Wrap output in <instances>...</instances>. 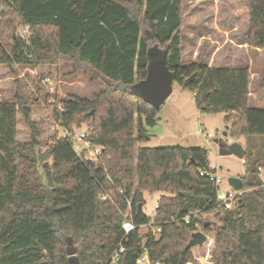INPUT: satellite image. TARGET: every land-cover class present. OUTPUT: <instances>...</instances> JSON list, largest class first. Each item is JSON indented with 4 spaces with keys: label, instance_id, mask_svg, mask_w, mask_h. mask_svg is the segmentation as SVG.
<instances>
[{
    "label": "trees",
    "instance_id": "16d2710c",
    "mask_svg": "<svg viewBox=\"0 0 264 264\" xmlns=\"http://www.w3.org/2000/svg\"><path fill=\"white\" fill-rule=\"evenodd\" d=\"M141 16L174 82L192 93L200 114L223 113L225 133L245 140L239 178L245 192L230 210L217 202L213 183L199 176L215 174L207 150L136 148L148 140L159 110L130 90L145 79L149 64ZM180 21V0H3L0 67L11 75L17 67L53 74L68 65L104 89L92 99L70 95L52 105L53 121L66 131L86 125L85 138L100 148L98 166L82 165L83 151L55 134L47 150L36 153L40 134L28 101L17 89L12 101L0 102V264H107L123 239L125 200L141 225L148 221L144 194L153 193H160L159 238L132 232L115 264H138L144 250L148 264H199L203 248L212 254L205 264H264V189L257 188L264 108L249 104L248 68L180 64ZM246 43L264 50V0H248ZM19 119L27 141L19 140ZM102 193L109 199L99 200ZM198 230L208 240L185 250Z\"/></svg>",
    "mask_w": 264,
    "mask_h": 264
},
{
    "label": "rangeland",
    "instance_id": "374dc122",
    "mask_svg": "<svg viewBox=\"0 0 264 264\" xmlns=\"http://www.w3.org/2000/svg\"><path fill=\"white\" fill-rule=\"evenodd\" d=\"M2 2L3 0H0V8ZM180 17V64L185 66L199 61L213 68H248L249 104L264 108V89L260 87L264 81V50H253L246 43L248 0H180ZM139 22L141 36L148 43L149 61L163 59L164 51L149 39L148 28L144 25L142 16ZM43 69L17 67L15 75H11L5 68L0 67V102L12 101L17 89L24 100L28 101L32 109V119L37 122L40 134L39 144L35 148L38 154L47 150L53 134L57 138L70 135L73 141L80 134H86L87 127L84 124L67 131L58 126L52 119L53 104L58 105V102L70 95L92 99L94 94L104 89L101 82L90 81L82 72H72L68 65H60L53 74L45 73ZM130 90L137 97L136 86ZM157 119L153 127L147 128L148 140L137 143L136 148L205 149L208 152L209 166L220 180V189L229 192L227 179L242 176L244 157L238 159L220 153L233 144L241 146L245 151V140L243 137L225 133L227 125L224 122V114L201 115L195 107L192 93L182 91L174 82L172 93L158 110ZM201 129L204 130L203 134L200 133ZM206 134L211 135L210 139H206ZM18 135L20 141L28 140L27 128L20 119ZM262 140L256 138L254 142L260 145ZM47 162L50 163V160ZM263 175L264 173L260 176ZM243 191L245 192L244 189ZM159 197L160 193L144 194L145 215H150ZM60 238L63 246L69 248L66 237L61 235ZM198 253L199 264L211 260L212 254H206L205 248L200 249ZM222 254L224 255V252Z\"/></svg>",
    "mask_w": 264,
    "mask_h": 264
},
{
    "label": "built area",
    "instance_id": "2783aa9c",
    "mask_svg": "<svg viewBox=\"0 0 264 264\" xmlns=\"http://www.w3.org/2000/svg\"><path fill=\"white\" fill-rule=\"evenodd\" d=\"M26 31H23V34H25ZM204 130L201 129L200 133L203 134ZM64 137L71 138L70 135H66ZM211 135L206 134V139H210ZM223 148V147H222ZM73 149L76 153H80L82 149H84L83 158L88 161V164H91L93 166H98L101 164L100 160V148L97 146L92 145L91 141L85 138V134H80L74 141H73ZM257 171L260 173H264V168L259 167ZM200 177L208 178V180L213 183V185L216 187V197L217 202L222 205L225 209L230 210L234 206V202L237 196H239L242 192H234L230 189L229 192H224L220 189L219 184L220 180L218 179L217 175L209 174L206 172H199ZM261 179V185L260 188L264 189V175L260 176ZM118 193L122 195V191L118 190ZM98 199L101 201L109 199V195L107 193H102L98 196ZM125 212L123 213V223L121 225V229L123 231V239L117 249L114 251V253L111 255L109 260L107 261V264H115L117 263L119 259V255L124 252V243L127 242L128 236L132 233L137 231L140 235L146 236V239H154L157 240L160 236L161 232V225L157 224L154 219L157 214V208L158 203H156L150 213L148 215V221L145 224L136 225L134 223L133 217H132V208H131V201L126 199L125 200ZM186 223H188L187 219L185 220ZM138 264H148V258L147 253L144 250L142 257L138 260Z\"/></svg>",
    "mask_w": 264,
    "mask_h": 264
},
{
    "label": "water",
    "instance_id": "95a60500",
    "mask_svg": "<svg viewBox=\"0 0 264 264\" xmlns=\"http://www.w3.org/2000/svg\"><path fill=\"white\" fill-rule=\"evenodd\" d=\"M149 59V58H148ZM193 79V76L185 81L187 85ZM174 83V73L169 71L165 62V52L163 59L156 61H149L145 79L138 83L137 97L144 103L148 104L154 109H159L166 99L172 93V86ZM224 149V148H223ZM84 151V149H82ZM221 155H232L238 159H243L244 151L239 145H231L220 153ZM82 165H87L88 161L84 158L81 159ZM93 175L92 170H90ZM227 185L234 192H242L244 189L243 182L237 177L227 179ZM138 208H141L139 205ZM208 240L207 236L202 232H194L190 235V239L185 246V250H189L195 246H201ZM69 264H78L75 260H71Z\"/></svg>",
    "mask_w": 264,
    "mask_h": 264
},
{
    "label": "crops",
    "instance_id": "0c3cea01",
    "mask_svg": "<svg viewBox=\"0 0 264 264\" xmlns=\"http://www.w3.org/2000/svg\"><path fill=\"white\" fill-rule=\"evenodd\" d=\"M100 92V91H99Z\"/></svg>",
    "mask_w": 264,
    "mask_h": 264
}]
</instances>
